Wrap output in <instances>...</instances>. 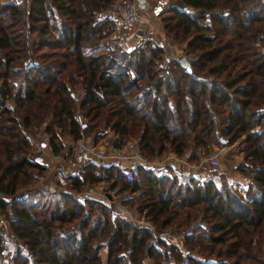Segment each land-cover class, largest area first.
Returning <instances> with one entry per match:
<instances>
[{"label": "trees", "instance_id": "obj_1", "mask_svg": "<svg viewBox=\"0 0 264 264\" xmlns=\"http://www.w3.org/2000/svg\"><path fill=\"white\" fill-rule=\"evenodd\" d=\"M112 1L0 2V192L11 194L27 182L30 171L31 176L43 171L33 160L28 137L39 127L51 153L63 150L60 135L75 143L80 134L70 96L75 87L84 90L78 109L85 132L101 123L114 135L113 143L136 138L148 158L166 148L177 156L188 152L189 160H196L198 150L218 144L221 136L228 141L243 134L241 149L251 164L237 169L254 192L241 198L227 186L190 178L173 189L174 180L141 167L127 180L116 163L83 164L78 174L67 177L71 189L85 187L81 174L91 185L114 171L109 185L127 191V202L133 201L151 226L112 217L108 203L95 197L86 201L83 213L80 204L57 192V201L37 217L27 198L0 199V214L12 215L10 232L25 243L10 256L11 264L177 260L174 246L153 238L151 227L155 232L188 230L182 243L192 251L189 264H264V132H249L264 119L259 109L264 103V2L174 0L199 11L189 17L169 6L158 16L162 30L183 44L188 60L182 67L178 58L162 66L161 48L149 43L127 52L107 51L104 39L112 24L98 13ZM222 8H227L224 15L201 14ZM107 67L112 74L100 72ZM125 67L133 69V78L126 77ZM198 214L204 226H190ZM99 249L105 251L104 261Z\"/></svg>", "mask_w": 264, "mask_h": 264}, {"label": "built area", "instance_id": "obj_2", "mask_svg": "<svg viewBox=\"0 0 264 264\" xmlns=\"http://www.w3.org/2000/svg\"><path fill=\"white\" fill-rule=\"evenodd\" d=\"M264 2V0H259ZM169 6H172L170 0H113L106 5L100 15L105 16L112 24V30L104 39V47L107 51L114 48L122 52H127L133 47L141 45L140 39V17L142 11L146 13L145 18L157 20L160 13H162ZM178 9L182 10L187 16L193 17L198 14V10L190 5H175ZM227 8L211 9L202 11L204 16L224 15ZM161 42L152 44L159 48L165 47L167 41L161 33ZM168 45V44H167ZM180 51V50H176ZM180 54L177 55V57ZM103 74H112V69L107 67L100 71ZM128 79L134 77V71L131 67H126L123 70ZM72 103L74 105V118L79 127V137L75 141L71 153L68 156L61 155V153H51L46 144V135L44 132H39L38 137L34 141V146L37 152L44 153L51 159L49 174L43 173L38 175V183H41L49 190H55L56 186L54 181L62 180L68 176L76 175L78 163L82 160H90L101 164L116 163L120 168L122 174L127 180H131L138 167L151 168L153 164L140 153L139 147L135 140H122L119 144L106 143L97 144L90 142L85 132L86 126L78 110V104L84 95L83 89H76L70 92ZM100 94V93H99ZM264 110V108H263ZM227 142L226 138L222 139V143ZM225 145H223L224 147ZM222 147V148H223ZM221 148V149H222ZM220 149L218 150V152ZM212 153V154H211ZM217 152H210L199 157L197 162L189 161V153L184 152L182 155L177 156L172 153L170 158L165 159V164L172 168L175 172L180 174V177H199L205 179H218L223 175V169L220 167L217 158ZM203 166V169L196 170L197 167ZM171 169V170H172ZM172 170V171H173ZM204 174H203V173ZM242 181H247L242 179ZM239 180V182L242 183ZM248 182V181H247ZM248 191H251V184H245ZM245 191V190H244ZM95 188L92 185H87L83 189L74 193V198L81 203L86 202L95 194ZM110 198L108 199L109 205L115 211H111V215H120L127 218H132L129 209L124 208L120 204L121 198L119 193L113 189L110 191ZM27 198L25 191L15 190L11 194H3L0 192V199L5 202H19ZM12 217L8 214V218ZM141 220V218L137 219ZM167 241L174 246L177 253V260L170 261L169 264H189L188 257L190 251L182 246V242L177 235L169 232L165 233ZM25 243L16 235L10 232L8 219L0 216V264H6L8 257V264H11L10 256L17 250H23Z\"/></svg>", "mask_w": 264, "mask_h": 264}, {"label": "rangeland", "instance_id": "obj_3", "mask_svg": "<svg viewBox=\"0 0 264 264\" xmlns=\"http://www.w3.org/2000/svg\"><path fill=\"white\" fill-rule=\"evenodd\" d=\"M170 1L172 3V6L177 5L176 3H174L175 2L174 0H170ZM0 2L5 3V4H9V3H13V4L18 3V4H22V5L27 4V0H0ZM263 8H264V6H263ZM98 15L102 16L99 13H98ZM145 15H146V13L144 11H142V14L140 17L141 20L139 23V29H140L139 31L141 34L140 39L138 41L139 43H141V45L139 44V46H143L144 44H147V43H149L150 45L156 44L159 42L162 43L160 37H161V33H163L168 45L165 44L166 46L161 48V50H162L161 59L158 62H160V64L162 66H164L171 59L179 58L180 56H182L183 55V52H182L183 44L178 43L175 39L172 38L171 35L166 34L162 30V21L160 19L152 21L149 18H145ZM260 24L262 27L261 33L264 36V18L262 19ZM176 50H180V51L178 52ZM262 52L264 53V48H263ZM107 54H109V53H107ZM178 54H180V56L177 57ZM183 57H185V56H183ZM185 59L188 60L187 57H185ZM125 68H123V69H125ZM258 88H260V87H258ZM262 88H264V87H262ZM76 89H77L76 87L72 88V89L70 88V92L72 93ZM259 91H260V89H259ZM262 101H264V98H262ZM9 106H11V104ZM107 106H109V105H105V107H107ZM249 106H250V109L253 108L252 110H256V109H254L256 107H252V105H249ZM263 108H264V103L260 106V108H259L260 111L264 112ZM78 110L81 111L80 109H78ZM15 114L17 115V112H15ZM81 117H82V115H81ZM82 119H83V117H82ZM40 128L41 127H39V129H37L34 134H32V135L29 134L28 137H29V141H30V150L33 152V160L42 164L44 166V169L41 173L34 174L32 176H31V173L33 174L34 171H30L31 172V173L29 172L30 176L26 179L27 182L25 184H22V185L16 187V190H21V191L26 192L27 202L34 205V207L30 208V213L35 217L39 216V213L42 212V210L45 209V207H47L50 204H51L50 205V207H51L53 202L57 201V197H53V194L55 195V194H57V192H62V193L67 194L69 196V198L72 199V202L80 204L82 206V212L85 213L88 209V205L86 202L81 203V202H78L74 198L75 191L73 189H71L70 180L67 177L63 178L62 180L54 181V184L56 186L55 190H49L48 188H45L41 183H38L37 176L41 175V174L43 175V173H45V172H46V174H49L50 166H52L51 165V159L47 155H45L44 153L37 152L36 148L34 146V141L38 137V133L41 132ZM95 130H97V135L92 133ZM95 130H93V131L91 130L89 132H86V134L88 136V140L90 142L93 141L92 143H94L95 145H97L98 143L104 145V144L108 143L109 140L111 141L113 136H114L112 134V132L108 129V126L105 127V125H102L101 123H100L99 127L95 128ZM249 132H264V119L262 120L261 123L253 125L249 129ZM223 138H224V136H221L218 144H214V143L208 144L206 150H204V151L198 150L196 160L195 159L189 160L190 162H197L198 158L203 156L204 154H207V153H210L213 151L217 152L218 153V155H217L218 163H219L220 167L223 169V175L221 177H219L218 179H214V180L213 179H205L206 178L205 176L203 178H200V176L199 177H197V176L187 177V178L180 177V174L178 172H175L172 168H170L169 166H167L165 164V159L167 160V158H170L169 156H171L173 153V152L167 150L166 148L164 150H162L161 152H159L158 154L153 155V157H151V158H148L142 152H140V153L143 156H145L148 159V161H150L151 163H156V164H153L151 166V168H146V169L153 171L158 176H161V177L164 176L165 178L174 180L175 184H174L173 189L175 188V186L178 182H181L183 180L185 181L186 179L190 178L191 180L208 181L213 185V187H216V188L219 186H222V185L227 186L230 189L234 190L241 198H245L246 196L252 195L254 192V188H253L252 183L246 177V175H244V174L242 175L240 172H238V169H237V167L239 165L248 166L251 164L250 156H243L244 151H242V149H241L243 146L244 135L242 134V135L237 136L236 138L229 139L227 142H225V144L222 143ZM59 139L61 140L62 147H63L62 148L63 150L60 153H61V155L64 154V156L66 157L69 155L70 149L73 147L74 142L68 136H65V135H60ZM131 139L135 140L137 143V146H138V142H137L136 138H126L125 140H131ZM223 145H225V146L223 147ZM219 149H220V151L218 152ZM87 163H88V165L89 164L93 165V167H96V166L103 167L104 166V164L85 159V160H82L78 163L76 174L79 173L80 169L82 170L83 164H87ZM200 169H203V166L196 168V170H200ZM95 170L100 172V170L98 168H96ZM109 172L110 173L108 175V179H105V180L103 179V180L91 183V185L95 188V191H96L93 197L99 198V199L103 200V202H105V203L107 202L108 206L110 207V210L112 211L113 207H111V205H109L108 199L110 198V193H111L110 191L113 189L116 193H119V196H120L119 198H121V200H120L121 206L130 210L132 218H128L129 220L134 222V224H136L137 226H151L148 222H146L144 220L142 214H140L138 211H136L135 206L133 205L134 202L131 201L132 204L130 202H127V199L130 197V194L127 191H118V189H116L117 187L112 188V184L109 185V182L112 179V176H114V171L112 172L110 170ZM94 174H96V172H94ZM84 175L81 174L79 176L81 179H79V180L84 181L82 185L87 186L86 184H88V183H87V180L85 181ZM72 176H74V175H72ZM242 179L247 180L248 182L242 181ZM239 180L242 181V183L239 182ZM246 183L251 184V186H252L251 191H248L247 188L245 189ZM46 193H51L52 195H49V194L46 195ZM124 199H125V201H122ZM113 211H115V210H113ZM0 216L4 217L5 219H8L7 214H0ZM118 216H120V215H118ZM139 218H141V220H137ZM193 225H200L202 227L204 226V223L200 220V214H198L196 216V218L193 219L192 222L190 223V226H193ZM151 230H152L153 238H159V239L164 240L165 242H168L167 239L165 238V233H167V232L174 234V235H177L179 237V239L181 240V242H183V240H182L183 235L185 232L188 231V230H186L184 232L181 229L174 230L170 227H167L163 231H159V232H155L153 227H151ZM182 246L185 247L183 245V243H182ZM161 248H164V246ZM185 248H187V247H185ZM187 249L190 251L189 248H187ZM6 258H7L6 264H8V257H6Z\"/></svg>", "mask_w": 264, "mask_h": 264}, {"label": "crops", "instance_id": "obj_4", "mask_svg": "<svg viewBox=\"0 0 264 264\" xmlns=\"http://www.w3.org/2000/svg\"><path fill=\"white\" fill-rule=\"evenodd\" d=\"M152 21H154V19H152ZM151 21V22H152ZM155 23V22H154ZM180 56V55H179ZM182 56H184V55H182ZM181 57V56H180ZM109 142H111L110 140H109ZM98 256H99V258H100V260L101 261H104L105 260V251L103 250V249H99L98 250Z\"/></svg>", "mask_w": 264, "mask_h": 264}, {"label": "water", "instance_id": "obj_5", "mask_svg": "<svg viewBox=\"0 0 264 264\" xmlns=\"http://www.w3.org/2000/svg\"><path fill=\"white\" fill-rule=\"evenodd\" d=\"M178 62H179V64H180L182 67H184V66L186 65V63H187V60L185 59V57L181 56V57L178 58ZM112 142H113V140H111L110 143H112Z\"/></svg>", "mask_w": 264, "mask_h": 264}]
</instances>
